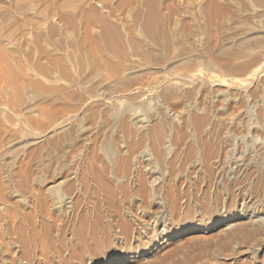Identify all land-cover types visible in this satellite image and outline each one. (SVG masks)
<instances>
[{"label": "rangeland", "instance_id": "374dc122", "mask_svg": "<svg viewBox=\"0 0 264 264\" xmlns=\"http://www.w3.org/2000/svg\"><path fill=\"white\" fill-rule=\"evenodd\" d=\"M155 2L0 0V264H264V0Z\"/></svg>", "mask_w": 264, "mask_h": 264}, {"label": "bare ground", "instance_id": "6f19581e", "mask_svg": "<svg viewBox=\"0 0 264 264\" xmlns=\"http://www.w3.org/2000/svg\"><path fill=\"white\" fill-rule=\"evenodd\" d=\"M143 2L145 1V3H146V6H145V4L143 3V6H145V8L147 7V15H146V17L145 16H142V17H145V19L144 20H142V17L140 16V18H141V20L143 21L142 22V24H140L141 25V29H142V31L148 36V38L151 40V38H152V40L154 41L155 40V38H157V35H158V33H160L159 34V36L161 35V31L163 30V28H164V26H162V23H161V21L163 22L164 20L161 18H158V8H157V4H156V2H155V0H142ZM158 3V2H157ZM209 4V3H208ZM209 7V6H208ZM208 7L206 6V10L208 9ZM204 8V7H203ZM210 8V7H209ZM205 10V9H204ZM209 10V9H208ZM145 11V10H144ZM209 11H207V14H208V16H210L209 15V13H208ZM144 15V14H143ZM160 17H161V15H160ZM210 18V17H209ZM208 19V18H207ZM161 20V21H160ZM139 21H140V19H139ZM209 23L211 22V18H210V20L208 21ZM207 22V23H208ZM211 24V23H210ZM207 26H208V24H207ZM113 33V32H112ZM144 34V35H145ZM159 38V37H158ZM149 40V41H150ZM156 41V40H155ZM162 41V40H161ZM117 42V41H116ZM152 42V41H151ZM153 44V43H152ZM160 45V44H159ZM207 45V44H206ZM205 45V46H206ZM213 48V47H212ZM110 264H117V263H114V262H112V263H110Z\"/></svg>", "mask_w": 264, "mask_h": 264}]
</instances>
